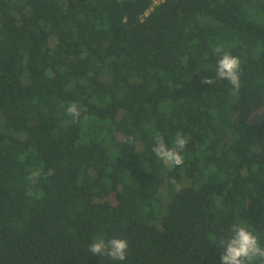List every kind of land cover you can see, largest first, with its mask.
Wrapping results in <instances>:
<instances>
[{
    "label": "trees",
    "instance_id": "obj_1",
    "mask_svg": "<svg viewBox=\"0 0 264 264\" xmlns=\"http://www.w3.org/2000/svg\"><path fill=\"white\" fill-rule=\"evenodd\" d=\"M153 1L0 0V264H222L241 220L264 246V0ZM218 46L239 90L202 83Z\"/></svg>",
    "mask_w": 264,
    "mask_h": 264
},
{
    "label": "clouds",
    "instance_id": "obj_2",
    "mask_svg": "<svg viewBox=\"0 0 264 264\" xmlns=\"http://www.w3.org/2000/svg\"><path fill=\"white\" fill-rule=\"evenodd\" d=\"M213 52L219 56L215 69V78L204 79L202 83L206 85L216 84L217 80H226L235 89L241 88V60L239 57L225 52L222 47H214ZM67 114L72 118L74 123L79 122L82 111L80 105L72 103L67 107ZM187 145L186 138L178 133L175 137L174 146L169 147L165 140L157 136L155 145L152 148L157 161L164 165L181 166L184 163V158L181 155ZM48 176H53L54 170H48ZM40 176L39 170H33L30 178ZM176 190H181V185L175 180ZM230 235L221 239L218 243L222 249L221 262L222 264H257L264 262V246L260 239L251 229L250 225L243 222L233 223L228 229ZM129 249L128 241L120 238H112L105 241L104 239L94 240L88 246V252L97 256H108L115 261H124Z\"/></svg>",
    "mask_w": 264,
    "mask_h": 264
},
{
    "label": "built area",
    "instance_id": "obj_3",
    "mask_svg": "<svg viewBox=\"0 0 264 264\" xmlns=\"http://www.w3.org/2000/svg\"><path fill=\"white\" fill-rule=\"evenodd\" d=\"M164 1L165 0H154L152 7L150 8V10L147 12L146 15L148 16L153 11L155 6H158L159 4L163 3Z\"/></svg>",
    "mask_w": 264,
    "mask_h": 264
}]
</instances>
